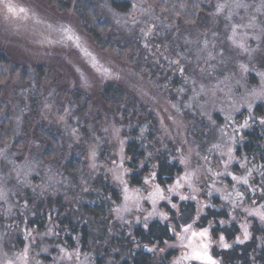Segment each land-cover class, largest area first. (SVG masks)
Listing matches in <instances>:
<instances>
[{
	"label": "rangeland",
	"instance_id": "1",
	"mask_svg": "<svg viewBox=\"0 0 264 264\" xmlns=\"http://www.w3.org/2000/svg\"><path fill=\"white\" fill-rule=\"evenodd\" d=\"M95 1L114 50L97 46L72 10L0 0V50L10 62L0 71V264H94L104 256L103 264H116L128 256L117 241L126 226L166 222L171 211L181 224L170 221L173 242L144 248L158 259L173 251L167 264H217L214 253L232 242L214 236L212 222L189 225L177 201L229 209L238 243L253 222L264 226L263 206L238 198L251 173L232 167L235 142L251 120L264 119L254 111H264V0H208L209 15L195 25L170 23L146 0H126L123 12ZM107 85L151 115L139 133L154 128L158 147L177 158L175 186L157 185L153 171L140 186L128 183L125 131L135 124L120 125L102 96ZM134 105L124 100L128 117ZM198 121L202 133L189 136ZM43 131L58 135L60 152L47 155ZM74 157L84 168L72 174L66 163ZM97 179L117 189L116 201ZM94 203L103 216L83 210Z\"/></svg>",
	"mask_w": 264,
	"mask_h": 264
},
{
	"label": "trees",
	"instance_id": "2",
	"mask_svg": "<svg viewBox=\"0 0 264 264\" xmlns=\"http://www.w3.org/2000/svg\"><path fill=\"white\" fill-rule=\"evenodd\" d=\"M45 5H58L61 10H72L78 15V21L81 28L91 38V40L104 50H114L115 45L109 40V32L111 24L108 21L102 20L97 10L95 0H40ZM155 10L163 13L170 23H179L195 25L199 17L209 15V8L206 6L208 0H146ZM112 7L120 11H126L129 7L126 0H111ZM118 48V47H117ZM7 56L0 50V71L6 65H9ZM1 77V76H0ZM106 96V102L110 111L116 115L120 125L131 126L128 128L127 142L125 146V155L127 157L126 165L130 173H128V183L133 186H140L143 177L154 172V181L157 185L166 188L168 185H174L178 182L182 168L174 154L168 153L166 148L158 147L155 139L157 134L154 128L149 130L145 136L139 133V128L142 126L150 128L152 117L147 111L133 104V100L129 95H126L122 89L107 85L102 90V96ZM129 98V100L127 99ZM132 101H131V100ZM124 100L127 104L134 105L136 112L128 117V112L122 106ZM114 110V111H113ZM255 113L263 114L261 104L255 106ZM115 112V113H114ZM245 113L242 112L239 118ZM242 115V116H241ZM138 120V126L134 122ZM133 121V122H130ZM202 124L200 121L194 122L190 134L194 133L199 136L202 133ZM44 132V131H43ZM45 136L49 139V149L47 155L51 152L57 154L60 152V139L52 131H45ZM189 136L192 137V134ZM157 150H155V147ZM160 148V149H159ZM159 149V150H158ZM158 151V152H156ZM50 154V155H51ZM49 156V155H48ZM141 163V164H140ZM245 166L247 173H251L249 184L238 188V198L241 200L250 201L252 204H260L264 208V119L251 120L249 128L246 129L241 137L237 139L234 145V161L232 167L235 169ZM84 168V163L81 158L74 157L66 163V172L75 174L77 171ZM233 172V170H232ZM234 173V172H233ZM250 175V174H249ZM229 181L231 180L228 178ZM177 181V182H176ZM232 181V180H231ZM96 187H100L102 194H108L111 200L118 199L117 189L112 187L108 182H101L97 179L94 182ZM228 185V184H227ZM232 186V185H230ZM237 188V187H236ZM174 191V190H173ZM234 192V191H232ZM240 192V193H239ZM170 197L177 198L170 194ZM214 204L221 202L216 197ZM213 198V199H214ZM181 211L190 213L189 225L195 223L197 227H205L212 222L215 226L211 228V233L216 236L221 233L227 242H232L231 247L223 248L214 253L213 261L217 264H264V226L258 221L250 225V235L242 243L235 242L236 236L240 234L238 223L230 220L229 209H216L211 205L199 207L193 201H177ZM83 210L96 216H103L105 210L101 204H83ZM177 212L171 211V220L166 222L152 220L145 224H135L126 226L122 235H125V240L121 246L125 248L128 256L116 264H167L169 258L174 254L168 250L162 259L156 258L154 251L145 249V245H168L173 242L174 233L172 232L170 221L176 222L180 227L179 220L175 216ZM64 221V220H63ZM80 244L85 247L87 244L86 229L80 230ZM72 239L67 236L66 243L72 244ZM113 242V241H112ZM138 246V247H136ZM106 252V251H105ZM108 253V252H106ZM105 257V256H104ZM104 257H97L94 264H103ZM116 257V256H115ZM114 257V258H115Z\"/></svg>",
	"mask_w": 264,
	"mask_h": 264
},
{
	"label": "snow or ice",
	"instance_id": "3",
	"mask_svg": "<svg viewBox=\"0 0 264 264\" xmlns=\"http://www.w3.org/2000/svg\"><path fill=\"white\" fill-rule=\"evenodd\" d=\"M205 233H201V235H204ZM225 247H227V245H225ZM210 259V258H209Z\"/></svg>",
	"mask_w": 264,
	"mask_h": 264
}]
</instances>
